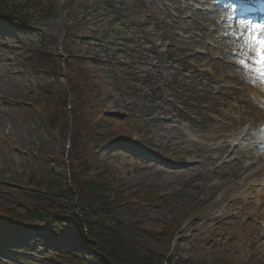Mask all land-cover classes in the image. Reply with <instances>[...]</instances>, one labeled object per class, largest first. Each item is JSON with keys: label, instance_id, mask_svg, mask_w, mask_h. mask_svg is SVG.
<instances>
[{"label": "rangeland", "instance_id": "obj_1", "mask_svg": "<svg viewBox=\"0 0 264 264\" xmlns=\"http://www.w3.org/2000/svg\"><path fill=\"white\" fill-rule=\"evenodd\" d=\"M91 1L111 2L119 18L131 26L130 31L120 33L129 37V45L114 54L121 61L129 56V60L137 64L138 72L134 71L133 75L137 91L143 88V78L149 73L161 84L155 97L158 102L149 105L147 100L136 99L134 95L131 99L120 96L102 74H96L97 82L105 85L106 93L99 94L102 110L129 116L135 129L127 146L129 152L113 148L102 151V156L110 165H115L119 177L130 183L133 191L152 194L146 206L133 210L126 222L141 232L145 229L146 234L155 238L154 242L143 241L142 244L156 248L166 258L164 260L174 257L187 264H264V228L260 225L263 220L256 218L254 224V213L250 210L244 223L251 224L256 232L244 243L239 242L240 247L235 249L232 244L237 239L229 236L231 219L239 205L231 198L219 200L228 187L238 186L245 179L256 180L260 175L257 168L264 164V152L250 147L254 142L250 134L264 127L263 102L253 101L252 97L256 94L253 88H259L260 80L246 75L248 82H244L240 78L241 71L235 69L236 63L228 58L227 63L223 62L225 52L234 47L229 41L225 42L227 46L219 47L220 51L205 56L212 37L218 38L221 34L217 30L222 25L221 15L197 12L192 5L196 1L203 4L202 0ZM231 3L229 1V5ZM187 6L191 7L185 9ZM104 15L100 13L96 18ZM31 28L29 33L22 34L16 24L0 23L1 203L14 192L22 191L19 180L24 173L28 174L27 166L31 165L27 152L20 147L26 137L19 118V105L37 98L41 81L23 68L22 54L40 45L39 32L47 39L58 41L51 53L64 56L62 52L57 53L62 38L58 20L33 23ZM96 29L90 26L86 36ZM101 31L102 37L103 29ZM92 44L88 55L97 50ZM100 50L106 54L105 48ZM198 68L207 72H197ZM145 87L148 95L154 91L152 86ZM39 112L42 114L41 110ZM40 118L45 129L38 134L40 145L45 143L51 158L43 168L67 172L69 166L62 161L67 157L69 142L59 139L55 142L43 116ZM243 132L249 134L241 142V155L239 139ZM239 169H242L240 178L236 175ZM182 205L185 207L178 218L176 208ZM227 206L234 209L220 216ZM5 215L0 219L3 223L18 222L19 216L15 213ZM171 218L178 220L172 229L169 228ZM13 230L8 226L3 228L4 232L10 231L11 238L3 243L0 264H30L33 260L47 264L46 258L52 256L50 250L41 249L28 260L22 256L23 249L11 246L12 241L20 242L22 234L35 230L29 228L21 234ZM172 234L174 237L170 238ZM33 237L36 236L33 234ZM33 239L31 242L35 243L37 239ZM33 248L39 250L40 247L34 244Z\"/></svg>", "mask_w": 264, "mask_h": 264}, {"label": "trees", "instance_id": "obj_2", "mask_svg": "<svg viewBox=\"0 0 264 264\" xmlns=\"http://www.w3.org/2000/svg\"><path fill=\"white\" fill-rule=\"evenodd\" d=\"M62 11L65 39L61 50L57 47V53L62 52L67 62L64 64L60 55L50 52L58 41L47 39L41 33H38L40 45L22 54L23 68L41 81L37 98L19 105V118L26 137L20 147L27 152L31 165L27 166L28 174L24 173L19 180L20 185L13 182L22 191L0 202V219L6 213H15L21 219L18 217V222L13 224L0 220V227H15L17 234L34 229L35 232H28L27 236L22 234L20 242L12 241L11 246L23 249L22 256L28 260L41 249H48L52 256L46 258L47 264H187L174 257L164 260L166 258L156 248L142 244L143 241L154 242L155 238L146 234L145 229L141 232L126 222V218L133 210L146 206L152 194L133 191V186L119 177L115 165H110L102 156V151L113 148L129 152L123 144L132 140L135 129L129 117L105 115L99 98V94L106 93L105 85L97 82L96 74H102L120 96L134 95L149 104L156 101L155 95L137 91L133 78L134 71L138 72L136 63L129 60V56L124 58L128 63L123 62L114 54L129 45V37L120 33L130 31L131 26L119 18L109 1L67 0ZM100 13L105 15L96 18ZM59 17L56 0L0 2V19L23 27ZM90 26L97 29L89 33L87 39L86 31ZM21 31L27 34L30 30ZM89 44L97 50L84 55L83 46ZM100 48H105L106 54ZM125 51L127 53V49ZM148 78V84L156 83L155 77L150 75L143 80L142 87L146 86L144 82ZM40 116L55 142L58 139L69 142L66 160L62 161L69 166L67 172L43 168L51 158L45 143L40 145L38 134L45 130ZM184 207L176 208L178 218ZM172 219L170 229L178 222ZM7 233L1 237L11 238ZM33 234L37 239L35 243L31 242ZM173 237L174 234L170 236ZM2 243L0 240V246ZM34 244L39 250L33 248ZM30 264H38V261Z\"/></svg>", "mask_w": 264, "mask_h": 264}, {"label": "bare ground", "instance_id": "obj_3", "mask_svg": "<svg viewBox=\"0 0 264 264\" xmlns=\"http://www.w3.org/2000/svg\"><path fill=\"white\" fill-rule=\"evenodd\" d=\"M209 0H206V4ZM222 2V0H219ZM241 4V2H238L236 5ZM189 6H187L185 9H188ZM204 8V7H203ZM231 9V8H230ZM242 14V13H241ZM249 14V13H247ZM233 15V14H232ZM230 15V16H232ZM250 15V14H249ZM254 15V14H253ZM264 16V11H259L257 17L260 19H257V22H260L262 20V17ZM225 22L230 23V20H226ZM223 37V36H222ZM220 43V41L216 40L215 43ZM239 56L240 52L243 50L245 52V55L243 57L240 56L241 59H248L249 55L251 53L248 51L246 46L244 45V42L242 39L239 41ZM230 57H234V54H231ZM251 67V65H250ZM247 69H250L249 67H245ZM196 69V71H198ZM195 71V72H196ZM257 76V75H256ZM240 78L244 82H248V77L246 75L241 74ZM259 88H253L255 90V93L253 95V101L256 102H263L262 107L264 108V83L258 82ZM249 133L243 132L242 138H240V144H239V151L242 155L243 149H241L242 140H244ZM254 142L250 145L252 148H258L259 150L264 151V128L252 135ZM264 159V154L262 155ZM260 159V157H258ZM264 161V160H263ZM239 166H241V161H239ZM259 172V176L256 180L253 181H246V179L243 182H240L238 186H230L226 189L225 194L219 198L220 201L223 199H232L231 201L236 205L238 204L239 207L236 208L237 211L234 214L235 217H233V220L231 219V232L229 236L232 239H237L235 243L232 244V246L237 249L239 248V242L244 243L246 240L250 238L252 234L256 232L254 227L251 224L244 223V218H246L250 210L254 213V216L252 217V221L255 224L256 218H261L263 221L261 224H264V164L260 165L259 168H257ZM242 174V169H239L236 173L237 177ZM231 195V196H230ZM233 195V196H232ZM234 206H227L222 213L220 212V216H226L228 213L232 212ZM229 234V233H228Z\"/></svg>", "mask_w": 264, "mask_h": 264}, {"label": "snow or ice", "instance_id": "obj_4", "mask_svg": "<svg viewBox=\"0 0 264 264\" xmlns=\"http://www.w3.org/2000/svg\"><path fill=\"white\" fill-rule=\"evenodd\" d=\"M235 5L231 6V13L235 12ZM231 18V17H230ZM242 27L246 30L241 33L240 39L251 53L248 59H241L239 63L244 67H249L261 83H264V23H254L251 20L241 21ZM245 52L242 50L240 56ZM251 65V67H250Z\"/></svg>", "mask_w": 264, "mask_h": 264}, {"label": "water", "instance_id": "obj_5", "mask_svg": "<svg viewBox=\"0 0 264 264\" xmlns=\"http://www.w3.org/2000/svg\"><path fill=\"white\" fill-rule=\"evenodd\" d=\"M65 1H66V0H61L62 4H64ZM62 4H61L60 8L62 7ZM62 33H63V37H62V39L60 40V44H62V41H63V39H64V37H65V35H64V30H62ZM111 115H112V114H111Z\"/></svg>", "mask_w": 264, "mask_h": 264}]
</instances>
